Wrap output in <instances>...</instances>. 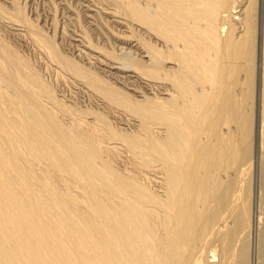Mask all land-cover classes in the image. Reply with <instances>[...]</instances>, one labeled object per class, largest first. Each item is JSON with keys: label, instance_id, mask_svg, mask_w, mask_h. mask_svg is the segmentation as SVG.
I'll list each match as a JSON object with an SVG mask.
<instances>
[{"label": "bare ground", "instance_id": "bare-ground-1", "mask_svg": "<svg viewBox=\"0 0 264 264\" xmlns=\"http://www.w3.org/2000/svg\"><path fill=\"white\" fill-rule=\"evenodd\" d=\"M77 1L111 48L75 35L82 63L0 5L104 109L0 34V264H236L254 163L264 184V0Z\"/></svg>", "mask_w": 264, "mask_h": 264}, {"label": "rangeland", "instance_id": "rangeland-1", "mask_svg": "<svg viewBox=\"0 0 264 264\" xmlns=\"http://www.w3.org/2000/svg\"><path fill=\"white\" fill-rule=\"evenodd\" d=\"M10 1L11 0H0V5L2 4V6L5 7L6 11L9 13H11L10 11L13 9V4ZM15 2L22 6L23 11L25 12L24 14L29 18V20L31 19L30 21L40 26L45 34L48 33V35L53 36L54 41L59 44L58 46L60 47V49H64L63 52H65L68 56L75 58L77 61L79 59V62L81 63L82 60L79 57L77 58L76 55L72 53V50H70V46L74 45L75 41L72 37H74L75 35H82V33L84 34L86 32L88 35H91L90 37H92V40L95 43H98L101 46L104 45L103 47L109 48V50L111 49L109 43H105V41H103L101 38L98 39L97 37L99 36L95 34V31H92L93 27L91 26L90 22H88L89 20L86 19L85 11L82 6L79 5L77 0H15ZM8 14L6 15L3 13L2 15H0V34L3 35L2 37H4V40L7 42V44L18 51L22 58L29 61L35 67V69L40 72V75L42 74L41 76L44 80H46L47 82L50 81L49 83H52L54 88L56 87V92L60 97L64 98L67 101L70 100L71 102H74L73 104L76 103L82 108H95L100 111L104 110L99 109L94 101H89L90 97L87 95V92H85L84 89L80 88V86H76L79 84H75L76 82L73 78H70L68 76L67 80L57 79L56 73H54V75L52 73L53 70H50L51 68H48V61L45 56H43L44 54L39 48H36V43L31 38V35H29L24 30H14L10 28L8 22L10 19L8 18ZM77 14L81 15V18L78 21L75 18ZM236 16H239V14H236ZM9 31L11 32L8 33ZM15 31H17L18 33H16ZM14 33H16L17 36ZM19 34H21V36H19ZM25 34L28 35L26 36ZM76 89H78L79 91ZM111 119L113 118L111 117ZM252 148L254 149V146H252ZM261 166V163H259V165L257 163H254V165L251 166L252 168L250 167L251 170H249L248 172L249 174L247 175V182L243 184V189L241 192L242 194L239 196V202L244 197V199H242L243 201L241 200L240 203L245 201L244 205H247L248 207L247 211L249 224L247 222V228L245 231L246 233L241 236L242 238H239L236 245L234 255V261L236 262V264H264V257L261 253V247L263 248L264 246V184L263 168ZM154 186L153 187L155 189L156 185ZM236 206L237 203H235V205L233 206L234 208L232 217L234 218V220L235 216H237L239 211H241V207ZM259 215L261 216L259 217ZM245 235L248 237H246ZM213 248L218 253V258L222 250L221 246H213Z\"/></svg>", "mask_w": 264, "mask_h": 264}]
</instances>
